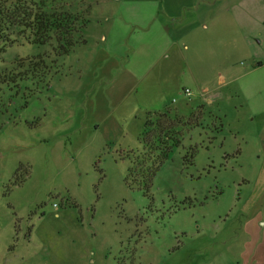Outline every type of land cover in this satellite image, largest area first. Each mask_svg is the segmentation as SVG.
Instances as JSON below:
<instances>
[{"label": "rangeland", "instance_id": "obj_1", "mask_svg": "<svg viewBox=\"0 0 264 264\" xmlns=\"http://www.w3.org/2000/svg\"><path fill=\"white\" fill-rule=\"evenodd\" d=\"M165 2L68 0L56 9L89 21L69 55L28 33L0 54V264L264 262L249 257L264 251V222L243 230L264 213V65L223 64L215 30L212 57L200 42L172 52L157 67L170 90L149 95L125 65L142 53L126 51ZM166 113L174 128L153 141L168 159L150 186L148 171L132 183L145 123Z\"/></svg>", "mask_w": 264, "mask_h": 264}, {"label": "crops", "instance_id": "obj_2", "mask_svg": "<svg viewBox=\"0 0 264 264\" xmlns=\"http://www.w3.org/2000/svg\"><path fill=\"white\" fill-rule=\"evenodd\" d=\"M162 5L165 10L161 11L159 7L149 9L146 15L148 21L142 26L140 51L135 46L126 51L132 56L142 53L141 61H133L130 57L124 59L132 75L135 73V77L145 81V89H151L147 91L149 95H164L166 90H170L171 87L166 86L163 80L164 66L157 67L162 61H169L173 53H181L183 47L196 53L200 42L201 51L212 57L215 50L211 41L215 30L223 38V45L225 44L227 60L223 64L230 66V57L238 55L248 62V69L256 62L260 63L258 67L262 66L261 63L264 65V0H166ZM204 37L205 41L202 39ZM227 37V41L223 42ZM136 64L141 67H138L141 75L136 74L139 73L135 68ZM220 77L219 85L224 83V76ZM156 87L161 92L156 91ZM258 215L245 222L243 230L249 235L255 232L256 235L260 234L258 224L264 222V213ZM262 225L264 227V223ZM257 253L262 256L264 251L253 250L249 257L254 258ZM249 260L247 259L248 264Z\"/></svg>", "mask_w": 264, "mask_h": 264}, {"label": "trees", "instance_id": "obj_3", "mask_svg": "<svg viewBox=\"0 0 264 264\" xmlns=\"http://www.w3.org/2000/svg\"><path fill=\"white\" fill-rule=\"evenodd\" d=\"M68 0H0V54L5 49L16 43L18 39L25 37L24 35L32 36L27 39L34 41L37 44L49 43V41H56L57 50L60 55H69L72 50L78 45L76 37H82L83 31L89 25L87 17L79 13L61 12L56 9L59 3H66ZM16 37V39H13ZM81 41V40H80ZM81 44L85 45V41H81ZM149 115V114H148ZM156 122L154 124V130L151 129V125L147 120L145 123L146 130L142 135L141 141L144 146L149 150V153L144 154V158L139 163V172L136 174L133 166L129 169V176L132 183H136V180L140 178L143 171H148L146 179L149 186L152 183L153 178L159 171L163 163L168 159L169 151L165 148H159L155 145L161 143L162 135L166 132L173 130L165 128L164 124L166 120H171L168 113L164 115L154 114ZM172 121L180 120L174 117ZM155 131L153 134L152 132ZM155 137L156 143L153 141ZM169 139L168 136H165ZM175 147L176 144H175ZM159 148V149H157ZM153 150H158L159 154L154 158L150 153ZM146 151V150H145ZM150 163V166H146ZM146 173V172H145Z\"/></svg>", "mask_w": 264, "mask_h": 264}, {"label": "built area", "instance_id": "obj_4", "mask_svg": "<svg viewBox=\"0 0 264 264\" xmlns=\"http://www.w3.org/2000/svg\"><path fill=\"white\" fill-rule=\"evenodd\" d=\"M184 94H185L186 97L187 96H191V92H190L189 89H184Z\"/></svg>", "mask_w": 264, "mask_h": 264}]
</instances>
